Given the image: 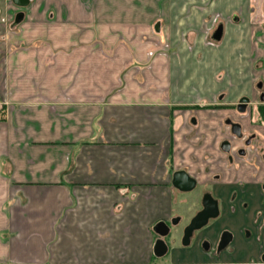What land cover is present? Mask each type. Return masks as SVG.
Instances as JSON below:
<instances>
[{"label": "crops", "instance_id": "0c3cea01", "mask_svg": "<svg viewBox=\"0 0 264 264\" xmlns=\"http://www.w3.org/2000/svg\"><path fill=\"white\" fill-rule=\"evenodd\" d=\"M263 8L0 0V264H264V159L222 149L243 145L229 123L264 139ZM242 96L251 125L231 107ZM176 171L192 190L173 186ZM206 193L217 220L189 248L178 226L155 257L153 227L184 226Z\"/></svg>", "mask_w": 264, "mask_h": 264}, {"label": "flooded vegetation", "instance_id": "af4514ba", "mask_svg": "<svg viewBox=\"0 0 264 264\" xmlns=\"http://www.w3.org/2000/svg\"><path fill=\"white\" fill-rule=\"evenodd\" d=\"M12 2L15 5H17L18 7H25L27 5V3L25 5H21L22 4L21 0H12ZM27 2H28V0H27ZM263 12H264V8H263ZM21 18H22V13H18L16 15V20L19 22L21 20ZM223 29H224V27L222 24H220L214 28L212 34L210 35V40H209V42L211 44H217L221 41V39L223 37ZM261 86H262L261 81H257L255 83V88L259 91V100H258L259 102L255 103V108L257 109V116H258V121H259L258 126L264 128V104H263L264 103V94L261 91ZM242 100H245V101L241 102ZM253 105L254 104L251 102L249 97L242 96L241 98L238 99V101L235 104L231 105V107L233 109H235L241 116L245 117V119L248 121V124L251 125ZM229 125L231 128L232 135L235 138H237L239 141H242L243 145L236 147L235 150L233 151V153L230 154L231 149H232L231 145L228 142H224L222 144L223 151L228 155V158H227L228 161L232 162V161H234V159H240V158L250 159L252 156L254 158H258V159L263 160L264 159V139H263V137L257 136V134L254 132H249L247 134H244L242 132L241 125L238 123H229ZM233 125L238 126V128H239L237 131L238 133H236V131L233 130ZM206 194H208V193H206ZM206 194H204V195H206ZM208 195H210V194H208ZM203 196L201 197L200 203L199 202L197 203L198 204V211L196 213H198L202 209ZM211 198H212V196H211ZM212 199L215 200L214 198H212ZM215 201L217 203V209H218L217 217L209 220L207 225L204 226L203 228H201L200 230L194 231L192 233V236L189 240L188 245H186V246L181 245V238H182L183 229L185 228V226L189 223V221L191 219L184 226H182L181 219H179L174 224L171 222H167V226L169 227V234L165 238L168 239L170 236H172V234L177 232V228L179 226L180 245L184 248H189L191 246V243H192L193 239L195 238V236L199 235L203 229L208 227L209 224L214 223V221L217 220V218L219 217V215H220L219 203L217 200H215ZM223 233H227L229 235V241L224 248L219 250L220 242H221V236L223 235ZM231 240H232V235L229 232H227V231L221 232V234L219 235V238L216 242V245L214 246V248H212L213 252H215L217 254L221 253L226 247H228ZM167 247H169L168 244H167ZM202 247L204 249H210L211 245L207 240H203Z\"/></svg>", "mask_w": 264, "mask_h": 264}, {"label": "water", "instance_id": "95a60500", "mask_svg": "<svg viewBox=\"0 0 264 264\" xmlns=\"http://www.w3.org/2000/svg\"><path fill=\"white\" fill-rule=\"evenodd\" d=\"M21 5H25L27 0H21ZM242 100L241 102H244ZM238 126L233 125V130L238 133ZM172 184L175 188L188 192L195 186V182L187 176L184 171H176L172 175ZM218 215L217 203L211 198L210 195L206 194L203 196L202 209L196 213L189 223L185 226L182 232L181 245L186 246L194 231L200 230L207 225L208 221L216 218ZM175 223V221L173 222ZM153 232L157 236L153 246V255L157 258L163 257L167 252V244L164 239L169 234V227L165 222H158L153 227ZM229 241V235L223 233L221 236V242L219 250L224 248Z\"/></svg>", "mask_w": 264, "mask_h": 264}]
</instances>
